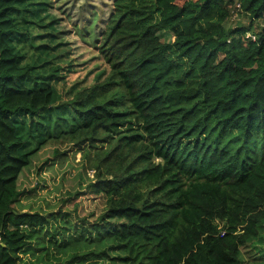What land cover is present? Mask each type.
Returning a JSON list of instances; mask_svg holds the SVG:
<instances>
[{"label":"trees","instance_id":"obj_1","mask_svg":"<svg viewBox=\"0 0 264 264\" xmlns=\"http://www.w3.org/2000/svg\"><path fill=\"white\" fill-rule=\"evenodd\" d=\"M54 1L0 0V264H68L23 261L42 235L75 259L242 264L264 224V0H112L107 68L65 90ZM234 11L247 26L225 27ZM64 142L93 171L97 216L64 211L85 191L22 210L38 186L20 189L24 172L46 146L37 175L66 159Z\"/></svg>","mask_w":264,"mask_h":264},{"label":"rangeland","instance_id":"obj_2","mask_svg":"<svg viewBox=\"0 0 264 264\" xmlns=\"http://www.w3.org/2000/svg\"><path fill=\"white\" fill-rule=\"evenodd\" d=\"M111 1L55 0L51 3V12L56 19V32L59 40L65 45L61 46L62 56L59 57L60 60L56 63L64 70L62 73H64L65 83L64 86L59 84L60 90L63 88L65 90L75 83H78L79 87L89 86L98 71L107 68L96 47L100 42L98 32L103 27V20L108 16ZM248 22L249 20L245 14L234 11L225 27L231 28L239 24L247 26ZM164 39L171 40L172 38L166 33ZM66 51H69L68 58H66ZM31 53L32 51H29L30 55ZM69 60L73 64L71 70L67 68ZM70 71L73 72L69 73ZM96 145L100 146V144ZM51 149L52 146L43 148L37 156L38 159L34 160L33 167L25 171L21 178L20 189H31L38 183L35 193L24 195L20 199L22 210L28 211L29 208H32L33 211L49 214L61 208V211L64 209V211L71 212L76 210L79 217H85L92 213L96 216L99 215L103 211L104 201L95 198L92 200L88 197L90 190L87 189V185L94 181L93 177L90 178L93 171L89 170V174L81 179L79 174H82L81 167L84 160L82 158L83 152L79 148L65 142L59 145L60 151H66V159L56 162L53 167H43V170L38 172V175L36 174L44 161L50 159L49 163H52ZM87 177L89 178L86 179ZM76 191H85L87 196H79L76 200L65 203L63 209L61 200L66 201L69 193ZM17 209H20L19 206H17ZM53 225L57 227L60 226V223H54ZM66 240V237L60 235L58 243L63 244ZM48 241L49 239L46 237L45 240L44 235L34 240V244L28 250V253L23 254V261H32L33 259L45 262L44 259L48 256L53 261L57 257H62V259L69 262L68 264H122L119 261L96 257L75 259V257H81L79 251L78 254H75V251L68 250L67 247H58ZM108 254L111 258L117 257L116 252L112 251ZM239 259L242 264H264V224L259 230L258 237L241 249Z\"/></svg>","mask_w":264,"mask_h":264}]
</instances>
